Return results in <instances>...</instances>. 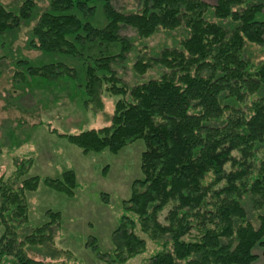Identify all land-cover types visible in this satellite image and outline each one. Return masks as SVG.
Masks as SVG:
<instances>
[{
	"label": "trees",
	"instance_id": "16d2710c",
	"mask_svg": "<svg viewBox=\"0 0 264 264\" xmlns=\"http://www.w3.org/2000/svg\"><path fill=\"white\" fill-rule=\"evenodd\" d=\"M95 1L107 19L102 27L90 22ZM36 5L25 0L11 10L0 4V35L30 19ZM258 15L264 16V0H138L130 12L113 0H50L39 14L32 46L85 57L88 101L99 99L104 82L121 95L110 125L68 134L70 142L84 153L145 143L144 177L124 201L112 262L143 254L140 264H251L258 258L255 249L264 246V59L253 62L246 52L247 43L264 45ZM160 32L181 37L150 51L144 40ZM99 45L100 55H84ZM129 61L132 84L124 79ZM24 63L34 76L77 77L64 62ZM151 69L158 76L143 79ZM31 165L32 159L19 162L11 176H0V264H59L46 259L72 257L55 244L59 212L47 211L43 225L30 222L27 194L40 183L26 176ZM45 183L69 196L78 185L72 170Z\"/></svg>",
	"mask_w": 264,
	"mask_h": 264
},
{
	"label": "rangeland",
	"instance_id": "374dc122",
	"mask_svg": "<svg viewBox=\"0 0 264 264\" xmlns=\"http://www.w3.org/2000/svg\"><path fill=\"white\" fill-rule=\"evenodd\" d=\"M24 1L0 0V4L18 10ZM35 1L37 5L30 19L0 35V176L8 178L16 170L17 163L32 159L26 176H38L40 183L36 191L27 194L30 222L34 226L43 225L50 220L47 211L59 212L61 217L60 225L55 229V244L72 253V257L61 254L59 258H47V261L117 264L112 262V234L125 214L124 201L131 197L135 182L144 177L141 156L145 143L139 139L117 153L108 149L84 153L70 142L68 134L110 125L121 95L108 90L111 82H104L99 99L88 101L90 97L84 90L88 82L85 57L46 52L31 45L38 16L50 0ZM95 4L97 11L90 22L102 27L107 24V19L102 4L97 1ZM113 4L118 10L130 12L137 9L138 0H113ZM262 16L258 15V18ZM127 32L136 36L131 29ZM180 37V33L160 32L144 41L151 51L171 46ZM102 46L94 51L85 49L84 55H100ZM246 52L253 62L264 59V45L247 43ZM133 58L134 55L130 54L131 62ZM24 61L36 66L64 62L76 69L77 77L61 76L50 80L34 76L28 73ZM131 62L126 63V75L122 69L119 74L132 84ZM157 70L151 69L143 79L157 77ZM68 170L74 171L78 184L73 196L56 191L45 183L46 178H61ZM101 255L108 257L104 259ZM34 256L47 257L38 251ZM146 257L139 255L123 264H140Z\"/></svg>",
	"mask_w": 264,
	"mask_h": 264
},
{
	"label": "crops",
	"instance_id": "0c3cea01",
	"mask_svg": "<svg viewBox=\"0 0 264 264\" xmlns=\"http://www.w3.org/2000/svg\"><path fill=\"white\" fill-rule=\"evenodd\" d=\"M214 1L217 2V0H214ZM206 2H208V1H206ZM208 3H210V2H208ZM211 4H214V3H211ZM255 253L258 255V258L255 261H253L251 264H264V246L257 247L255 249Z\"/></svg>",
	"mask_w": 264,
	"mask_h": 264
}]
</instances>
